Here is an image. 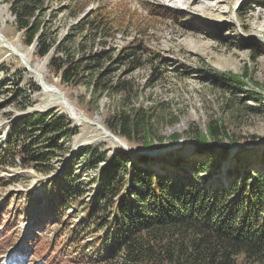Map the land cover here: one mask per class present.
Wrapping results in <instances>:
<instances>
[{"label": "rangeland", "instance_id": "rangeland-1", "mask_svg": "<svg viewBox=\"0 0 264 264\" xmlns=\"http://www.w3.org/2000/svg\"><path fill=\"white\" fill-rule=\"evenodd\" d=\"M262 3L264 0H55L52 9L59 13L51 28L59 42L69 36L75 44L84 42L88 30L79 33V26L91 14L104 13L115 28L108 47L130 48L138 60L137 66L114 67L104 79V87L94 94L85 85H62L49 70L48 58H36L33 48L24 45L9 6L0 0V31L11 50L19 52L15 55L0 41V264H15L14 259L17 264H103L95 261L97 248L89 250L102 233H85L74 244L68 233L85 218L83 204L93 201L97 189L91 180L103 165L93 171L83 169L84 158L76 156L86 146L99 145L111 153L127 150L134 159L146 156L149 168L170 172L181 182L189 179L201 189L229 188L247 173L252 174L251 180L264 174ZM68 6L74 9L60 11ZM22 54L49 86L65 96L69 110L60 96L43 94L41 80L31 75L19 56ZM231 73L241 76L248 83L246 89L263 100H251L216 77ZM123 83H130L127 92L117 89ZM36 86L40 91L35 92ZM52 108L68 116L72 108L74 127L79 131L71 150L64 149L42 163L52 167L46 174L23 167L19 150L13 159L14 139H8L23 117ZM132 108H144L156 119L154 127L162 140H152L151 148H136L110 132L122 146L96 126L107 130L110 117L120 109ZM211 122H217L227 136L221 143L207 138L204 147L198 136L208 137ZM69 144L63 140L59 146ZM68 167L66 180L81 184L82 192L78 203L70 201L75 209L64 210L65 221L56 223L50 216L40 215L41 204L55 190L52 180L62 177ZM238 264L246 263L240 257Z\"/></svg>", "mask_w": 264, "mask_h": 264}, {"label": "trees", "instance_id": "trees-1", "mask_svg": "<svg viewBox=\"0 0 264 264\" xmlns=\"http://www.w3.org/2000/svg\"><path fill=\"white\" fill-rule=\"evenodd\" d=\"M54 1L2 0L15 18L24 45L33 48L36 58H48L49 70L62 85H85L97 94L114 67L138 65L130 48L108 47V41L115 35L113 20L108 14H91L83 21L78 31L88 30L86 39L82 38L84 42L75 44V39L69 41L70 36L59 42L51 28L59 13L52 9ZM73 9L68 6L60 11ZM98 47L102 49L97 50ZM216 77L226 86L248 94L251 100H263V96L246 89L248 83L239 75L219 74ZM126 85L130 83H123L117 89L120 87L127 92L129 86ZM38 91L40 88L36 86L35 92ZM229 109L235 107L229 106ZM154 123L156 119L144 108L120 109L110 117L107 130L136 148H151L152 140H162ZM78 131L70 116L53 108L29 114L10 133L8 140L14 139L13 159L19 150L23 167L31 166L42 173H50L52 167H43L42 163L64 149L71 150L72 139ZM207 135L200 133L198 136V142L204 147L208 144L207 138L221 143L227 136L217 122L209 124ZM63 140L70 142L65 148L59 146ZM80 156L85 160L84 170L93 171L103 165L91 180L97 185L93 201L81 202L85 218L68 233L73 244L85 233H102L90 244V249L87 248L90 251L93 246L97 248L96 262L238 264L242 257L246 264H264V174L251 180L252 174L247 173L242 181L229 188L201 189L189 179L181 182L170 172L154 171L148 167V157L134 159L127 150L111 153L99 145H90L77 153L76 157ZM67 169L69 167L62 177L52 180L55 190L41 204L44 206L40 215L50 216L56 223L65 219L64 210L75 209L70 201L76 202L82 192L81 184L66 180Z\"/></svg>", "mask_w": 264, "mask_h": 264}, {"label": "bare ground", "instance_id": "bare-ground-1", "mask_svg": "<svg viewBox=\"0 0 264 264\" xmlns=\"http://www.w3.org/2000/svg\"><path fill=\"white\" fill-rule=\"evenodd\" d=\"M191 2V1H190ZM196 2V1H195ZM0 41H2V43H3V45L6 47V48H9L10 50H11V48H10V46H11V43L5 38V36L1 33V31H0ZM13 47V46H12ZM11 51H14L13 53H15V55H17V54H19V52L17 51V50H15V49H13V50H11ZM22 57H23V59L25 60V61H27V63H28V60H27V57L25 56L24 57V55H22ZM28 67H30L29 66V63H28ZM32 69V68H31ZM32 71H33V73L31 74V75H33L35 78H37V77H39V78H37L39 81L41 80V82H40V86H41V88L43 89V94H46V95H52V96H60L61 97V95L57 92V90H56V88L54 87V86H49L46 82H45V80L43 79V76L37 71V70H34V69H32ZM35 74V75H34ZM62 98V97H61ZM65 104V103H64ZM66 106V105H65ZM72 109V108H71ZM73 115H74V113H73ZM75 117V116H74ZM77 118V117H76ZM83 119H85V118H83ZM86 120V119H85ZM100 125H98V127H99ZM100 127H102V126H100ZM99 127V128H100ZM103 128V127H102ZM104 129V128H103ZM103 129H99V131H101L103 134L105 133L106 134V132H105V130H103Z\"/></svg>", "mask_w": 264, "mask_h": 264}, {"label": "water", "instance_id": "water-1", "mask_svg": "<svg viewBox=\"0 0 264 264\" xmlns=\"http://www.w3.org/2000/svg\"><path fill=\"white\" fill-rule=\"evenodd\" d=\"M23 55V54H22ZM22 55H19L22 59H23V57H22ZM24 57H25V55H24ZM23 61L25 62V65H26V67L28 68V70L30 71V72H32L33 73V71H32V69H31V67H28V63H27V61H25L24 59H23ZM31 73V74H32ZM35 75V74H34ZM56 90H57V92L61 95V97H62V99H63V101L65 102V105L67 106V108H68V103H67V101H66V98H65V96L56 88ZM68 110H69V108H68ZM69 115H70V117L71 118H73L74 119V115H73V112L71 111V109H70V111H69ZM83 118H81V119H79V120H82ZM96 126H98V125H96ZM100 127V126H99ZM101 129H103L102 127H100ZM103 130H105V132H106V136L107 137H109V138H113L114 140H116L119 144H121V142L117 139V137H115L112 133H110V132H108L105 128L103 129ZM122 145V144H121ZM120 145V146H121ZM123 146V145H122ZM127 148V147H126Z\"/></svg>", "mask_w": 264, "mask_h": 264}]
</instances>
